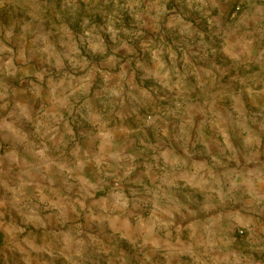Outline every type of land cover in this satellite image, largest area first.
I'll return each mask as SVG.
<instances>
[{
    "label": "rangeland",
    "instance_id": "374dc122",
    "mask_svg": "<svg viewBox=\"0 0 264 264\" xmlns=\"http://www.w3.org/2000/svg\"><path fill=\"white\" fill-rule=\"evenodd\" d=\"M48 30L57 34L52 37ZM45 44L67 49V58L59 59L58 67L50 68L38 53ZM222 46L228 51V69L211 83L203 64L207 53L213 51L210 59ZM237 49L238 65L234 63ZM36 56L40 66L24 68ZM196 67L201 70L195 71ZM220 82L224 83L222 90L215 87ZM174 83H179L178 91ZM173 91L178 92L177 97ZM70 93L80 101L71 109L75 117H69V125L85 124L84 131L69 134L76 138L68 139L70 149L80 136L100 139L113 127L116 138L129 139L141 125H150V135L166 122L207 126L209 120H219L229 124V114L239 124L241 120L264 124V0H0V94L10 95L0 100V142L15 138L8 131L3 134V124L22 133L20 120H15L20 111L32 126L29 139L65 140L70 126L59 118L61 110L52 112L51 125L52 113L45 111L51 102ZM82 102L85 107H81ZM247 134L242 130V135ZM58 145L48 146L52 151L57 149L55 155L61 149ZM69 163L70 173L60 171L64 183L76 180L72 168L78 163ZM142 163L140 157L133 163L124 158L122 167L115 166L110 177L90 185L84 211L69 215L75 221L50 229V235L39 240L34 239L35 228L30 227L36 223L30 222L27 228L23 221L24 212L28 215L36 205L28 197H10L13 185L9 180L14 179L10 173L0 176V184L7 187L0 191V264H30L35 257L50 263L42 250L34 252L33 247L51 249L59 257L60 253L73 256L80 264H142L146 243L150 249L159 246L162 254H168L162 257V264H204L208 259L205 244L225 252L240 247V264H264V197L255 194L250 200L246 194L243 200L242 188L240 206L230 203L213 211L219 226L210 233L213 240L195 241V248L191 247L194 255L172 257L178 251L174 245L177 240L184 242L181 251L192 252L188 246L195 240L191 235L194 218L189 217L186 226L177 219L154 231L150 224H144L150 211L126 188L146 169ZM100 166L92 167L87 175L95 179L105 175L108 166ZM121 191L127 193L122 199L130 200L129 209L101 210L103 199L106 205L115 203L116 197L109 193ZM41 207L39 222L46 224L51 206L43 203ZM144 234H148V241ZM231 239H235L232 245Z\"/></svg>",
    "mask_w": 264,
    "mask_h": 264
},
{
    "label": "crops",
    "instance_id": "0c3cea01",
    "mask_svg": "<svg viewBox=\"0 0 264 264\" xmlns=\"http://www.w3.org/2000/svg\"><path fill=\"white\" fill-rule=\"evenodd\" d=\"M46 33H49L52 37L57 34L52 30H48ZM38 50L42 60L44 59V62L48 63L52 69L58 67L59 59L67 58V49L65 48L58 49L50 44H45ZM217 51L216 54H213L215 55L214 58L212 55L211 58L213 59L210 58L211 60L209 55L213 51L207 53L206 62L203 64L211 83L213 79L217 80L218 77H223V72L228 69L227 62H225L228 58L227 49L222 46ZM236 58L234 63L238 65L240 63V50L238 49ZM38 60L39 57L36 56L23 66L26 69L35 70L40 66ZM202 60L199 59L200 62ZM198 69L201 70V67L194 68L195 71ZM26 71L28 72V70ZM14 74L19 75V78L22 77L19 71ZM172 77H176V74L173 73ZM178 84L174 83L177 91L180 89ZM198 84L200 85V83ZM223 84V82H220L215 87L222 90ZM193 86L197 87L195 84ZM215 87L211 86L212 89ZM173 94L174 97H177L178 92L173 91ZM3 96L7 98L10 95L0 94V100L3 99ZM79 101L76 94L72 96L70 93L56 99L46 107V114L53 111L56 114V111L61 110L62 113L59 114V118L68 121L70 127L69 130L65 131L68 134L67 138L60 142H56L53 137L45 140V142L29 139L28 136H31L29 127L32 126H28V117L22 111L15 118V120H20L18 125L19 129L23 130L22 133H16V129H13L11 125L5 127L3 124L1 126L3 134L8 131L15 138L12 140L2 139L0 142V176L4 178V174L8 175L10 173L14 179L9 180L13 185L11 188L13 195L10 197H14V195L18 198L28 197L31 199V203L34 202L36 205V208L29 210L28 215H25L23 211V221L27 224V228H29L30 222L36 223L34 226L30 225V227L35 228V240L43 238L46 234L50 235V229L72 221L73 218L69 217L71 213L80 215L85 209L87 201L85 195H88L90 185L99 184L110 177L115 166L122 167L121 164L124 158H129L130 162L133 163L134 159L140 157L143 160L142 165L146 166V169L135 177L134 181H131L133 185L126 187L132 190L129 195H138L141 201L145 202V209L150 211V214L145 216L146 222L144 224H150L154 231L162 225L169 227V224L177 219H180L182 225L186 226L189 217L194 218L191 235L194 236L195 240L193 243H189L188 248L190 249L191 247L195 248L193 244L196 242L201 243L204 241L207 243L209 240H213L210 233L219 227L216 221L218 217L213 214V211H218L222 205L229 207L230 203L240 206L241 188L245 192L242 194L243 200L246 194L250 196V200H253L255 194L264 197V189H262L264 185V140L261 139L264 136L263 122L260 121L255 125H250L241 120L239 124L235 122V116L229 114L231 119L229 124L219 120H209L207 126L183 121L176 124L166 122L163 127H159L161 130L156 126V133L150 135L147 134L152 132L150 125H141L135 129L138 130V133L135 136H130L129 139L120 136L116 138V127H113L108 128V134L100 139L97 136H89L87 139L80 136L76 146L70 149L68 139L74 141L76 138H71L69 134L75 136V131L85 130L82 128L85 124L76 125L73 122L72 125H69V122H71L69 117H72L73 113L71 109ZM83 103L81 107H85ZM54 114H51L48 121L50 125L53 122L52 115L54 117ZM135 114H137L135 116H138L137 112ZM178 116L180 118V114ZM59 118H55V120L57 121ZM207 118L210 119L209 116ZM213 121H217V123ZM206 127L207 129H204ZM242 130L247 131L248 134L246 136L242 135ZM160 131H162V134ZM139 132H142V134ZM96 143L98 145H95ZM55 144H59L58 149L61 147L57 155H55L56 148L52 151L48 147L50 145L53 148ZM8 149L11 150L6 152ZM130 149H133V151L129 153ZM82 159L87 163L82 162ZM57 160L59 162H56ZM74 161L78 163L75 168H72L76 180L74 183L62 182L60 171L66 170L67 173H70L69 162ZM101 164L108 166L105 175H101L97 179H95V176L87 175L92 167L99 169ZM60 168H63V170ZM3 182L6 183L7 181L3 180ZM5 188L7 187L1 183L0 191L5 190ZM126 194L125 191L109 193V195L116 197L115 203L106 205V201L103 199L101 204H105V206H102L101 210L116 212L119 209H129L128 202L130 200L124 199L126 200L124 202L122 199L123 196H127ZM235 196L236 198H234ZM43 203L51 206L50 211L46 213V224L39 222L38 217L42 212L41 205ZM200 225H202L201 228H199ZM181 228L184 227L181 226ZM47 237L50 238V242L53 241L51 237ZM54 239H56V236H54ZM144 240L148 241V234H144ZM231 240L232 245L235 239ZM183 243L178 240L175 241V249L180 252L175 251L172 253V257L175 254L176 256L179 254H195L194 249L190 250L192 252L181 251L180 245ZM209 244H212L211 241ZM149 247V244L146 243V256L142 264H162V257L168 254H162L159 246L153 249ZM35 248L33 247V251L39 252L42 250L47 255L50 263H45L35 257L30 259V264H80L79 261H75L76 259L73 256L67 257L60 253L59 257L54 255L51 249H45V247ZM228 249L226 252L222 250L215 251L214 248L205 244L204 255L208 256V259L206 258L204 264H209V262L211 264H240V247H236V250L233 248ZM55 259L56 262L53 263ZM154 259L155 262L153 263Z\"/></svg>",
    "mask_w": 264,
    "mask_h": 264
},
{
    "label": "built area",
    "instance_id": "2783aa9c",
    "mask_svg": "<svg viewBox=\"0 0 264 264\" xmlns=\"http://www.w3.org/2000/svg\"><path fill=\"white\" fill-rule=\"evenodd\" d=\"M241 234H243V232H241Z\"/></svg>",
    "mask_w": 264,
    "mask_h": 264
}]
</instances>
